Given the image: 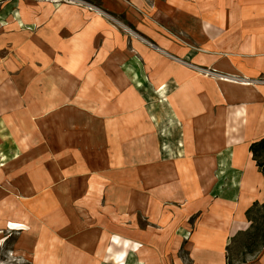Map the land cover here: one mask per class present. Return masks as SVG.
I'll use <instances>...</instances> for the list:
<instances>
[{
    "label": "rangeland",
    "instance_id": "rangeland-1",
    "mask_svg": "<svg viewBox=\"0 0 264 264\" xmlns=\"http://www.w3.org/2000/svg\"><path fill=\"white\" fill-rule=\"evenodd\" d=\"M177 1L0 0V264H55L43 256L60 240L94 250L111 226L120 232L109 234L108 264H194L187 248L172 251L178 233L168 247L159 230L161 167L183 159L190 140L171 127L180 124L168 89L160 97L145 56L220 74L193 53L208 38L223 52L226 18L205 21L190 12L196 0ZM250 217L231 257L264 250V205Z\"/></svg>",
    "mask_w": 264,
    "mask_h": 264
},
{
    "label": "crops",
    "instance_id": "crops-1",
    "mask_svg": "<svg viewBox=\"0 0 264 264\" xmlns=\"http://www.w3.org/2000/svg\"><path fill=\"white\" fill-rule=\"evenodd\" d=\"M211 2L200 6L196 0L190 12L205 21L223 13L226 48L219 52L208 38L200 44L203 53H193V63L213 65L220 74H203L170 56H145L150 64L155 62L160 97L166 95L163 86L168 89L166 101L180 124L177 128L170 122L171 127L190 140L183 159L161 167L165 173L159 178L158 191L165 211L159 230L168 236V247L169 236L178 233L172 251L187 248L194 264H214L215 253L216 261L225 264L226 247L250 227L246 211L254 203H264V174L249 150L251 143L264 138V84L244 79L264 76V0ZM174 54L175 59L183 58L182 51ZM129 203L133 206V200ZM170 207L173 216L168 215ZM193 216L195 221L189 224ZM112 231L120 232L115 226L100 231L102 244L96 242L94 250L82 247V241L69 248L66 238L43 257L55 264H99V250L108 264L111 257L106 247ZM238 264H264V250Z\"/></svg>",
    "mask_w": 264,
    "mask_h": 264
},
{
    "label": "trees",
    "instance_id": "trees-1",
    "mask_svg": "<svg viewBox=\"0 0 264 264\" xmlns=\"http://www.w3.org/2000/svg\"><path fill=\"white\" fill-rule=\"evenodd\" d=\"M249 150L252 153V157L255 160L256 165L258 166L259 170L264 174V138L251 143L249 146ZM262 205H264V203H262V204L254 203L252 205V207H250L246 211V217L248 218L249 221H251V225L253 224V221L251 220L250 214H251L253 208L256 206H262ZM234 239H235V237H234ZM226 250H227V252H226L225 264H238L240 262H245L247 260L245 257H243L241 259L231 257L229 254V251H230L229 246L226 247Z\"/></svg>",
    "mask_w": 264,
    "mask_h": 264
},
{
    "label": "bare ground",
    "instance_id": "bare-ground-1",
    "mask_svg": "<svg viewBox=\"0 0 264 264\" xmlns=\"http://www.w3.org/2000/svg\"><path fill=\"white\" fill-rule=\"evenodd\" d=\"M93 248H95V247H93ZM143 251V250H142ZM97 259V258H96ZM99 259V258H98ZM101 260V259H100Z\"/></svg>",
    "mask_w": 264,
    "mask_h": 264
}]
</instances>
